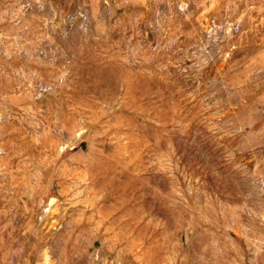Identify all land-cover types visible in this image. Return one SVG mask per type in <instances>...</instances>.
I'll use <instances>...</instances> for the list:
<instances>
[{"label": "rangeland", "instance_id": "374dc122", "mask_svg": "<svg viewBox=\"0 0 264 264\" xmlns=\"http://www.w3.org/2000/svg\"><path fill=\"white\" fill-rule=\"evenodd\" d=\"M0 264H264V0H0Z\"/></svg>", "mask_w": 264, "mask_h": 264}]
</instances>
